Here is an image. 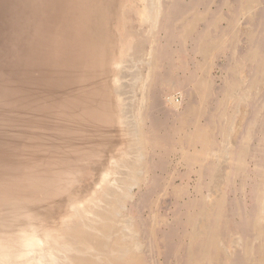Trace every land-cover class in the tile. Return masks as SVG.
Masks as SVG:
<instances>
[{"label": "bare ground", "instance_id": "obj_1", "mask_svg": "<svg viewBox=\"0 0 264 264\" xmlns=\"http://www.w3.org/2000/svg\"><path fill=\"white\" fill-rule=\"evenodd\" d=\"M160 1L0 0V264H102L103 259H94L90 254L93 247L90 248L87 241L91 238L96 240V257L122 254L123 257L109 260L113 259L117 264H147L144 254L136 253L139 248L136 237H131L126 246L118 242L111 246L110 239L92 233L97 227L103 232L108 231V223L99 224L93 215L107 219L121 215L126 203L134 199L133 190L139 185V174L147 169L141 162L142 154L150 144L146 132L141 131L144 116L140 112L139 123L134 115L130 119L131 110L126 100L138 79L134 70L135 58L146 55L152 39H156L154 31L161 15V4L164 5ZM205 1L179 0L177 7L181 10L169 18L172 17L173 22L169 23L168 44L166 47L163 44L162 53L167 61L164 59L160 69L170 87L185 89L187 101L183 112L171 114V120L163 124L158 120L153 122L156 133L162 129L165 132L162 140L165 146H159L164 152L163 160L158 163L162 175L159 181L157 177L159 186H152L153 198L163 189H169L170 195L181 200V194L186 197L188 193L191 176L198 178L197 198L192 200L187 195L182 236L168 251L172 253L169 255L171 263L264 264V99L260 102L253 98V113L240 142L234 147L227 142L226 146L232 147L224 154L216 131L222 132V136L228 133L229 138H233L236 120H231L227 132L225 120L220 126V121L227 117H220V114L228 112L221 105L232 97L229 91L235 89L238 77L233 58H228L225 70L232 84H228V89L225 84L229 97L220 102L211 77L212 61L213 57L228 50L226 43L236 41V24L233 25L232 16L233 23L226 21L231 33H226V28L218 29L224 21L218 17L215 30L218 32L215 36L211 32L198 34L200 39L192 44L196 58H192L188 45L197 25L205 21V15L199 10ZM245 2V8L240 12L248 14L260 3L258 0ZM164 12L166 18V10ZM139 24L146 25L148 35L143 36L136 30ZM254 51L250 55L258 58L254 60L255 71L250 84L257 90L264 78L261 79L264 49ZM169 100L174 107L181 105L175 96ZM160 106L153 104L152 109L157 111ZM204 119L208 120V126H203ZM255 132L260 135V144L258 149L252 150L248 143ZM197 145L200 149L194 153L179 149ZM221 153L225 160L230 155V161L221 164L224 160L220 158ZM177 155L187 171L184 183L173 187L174 176H169V172L176 164L171 158ZM250 158L253 162L257 160L253 176L248 170ZM230 166L233 174L227 182L233 186L236 195V215L242 220L246 217L243 248L235 256L229 250H223L217 238L218 231L223 238L228 236L223 221L225 196L218 194L227 175L223 173L224 168ZM165 172L166 180L163 178ZM246 185L252 189L250 202L253 203L247 209L242 207L239 199ZM204 190H208V195L203 194ZM209 201L213 209L211 214L206 206ZM139 205L135 204L134 209ZM154 205L150 200L137 212L138 229L153 238L156 226L149 228L147 224L149 218L156 219ZM132 227L135 231V226ZM110 228L114 229V224ZM172 234V238L178 237L175 232ZM185 241L190 244L184 245ZM241 241L242 238H237L234 243L240 245ZM156 242L154 239L155 245Z\"/></svg>", "mask_w": 264, "mask_h": 264}, {"label": "rangeland", "instance_id": "obj_2", "mask_svg": "<svg viewBox=\"0 0 264 264\" xmlns=\"http://www.w3.org/2000/svg\"><path fill=\"white\" fill-rule=\"evenodd\" d=\"M162 1V0H161ZM160 1L161 3H164V5L161 4L162 6V11H161V15L158 18L157 21V28L154 31L155 33V38L156 39H152V44L155 46H153L152 44L149 45L150 47L147 48L146 51V55L140 57V58H135L136 60L134 61L135 64V76L137 79V83L134 85L133 87V95L131 93L128 94V97L126 100V104H128L129 108H130V113H129V118H136L138 120V123L140 122V112H142L143 116H144V121H143V127H141V131L146 132V135L148 136V140H149V147L146 150V152L143 155V158L141 159V162H143V165L145 164L147 166V174H146V170H143L141 174H139V185L136 186L133 190V195H134V199L132 202H127L125 205V211L121 213V215H115L114 218L112 217V219H107V218H102V217H98L97 215H93L95 219H97V222H99V224L101 222H107V226H108V231H102L100 229V227L95 228L97 229V231L93 232V235L96 236H103L104 239L106 240L107 238L110 239L109 244H115V243H120L123 246H126L127 243L131 242L130 239L131 237L133 238H137V242L139 245V248L141 247V250L136 251V253L140 254L141 252L144 254L145 256V260L147 264H176V263H171L172 261V257L169 255H172L171 252H168L170 249V246L172 244H174L175 242H178V239H180V237L182 236V231L184 229L183 227V214L185 212V206L187 203V198H188V194L190 196V198L192 200H195L197 192H196V182L198 180V178L195 177V175L191 176V179L189 181V187H188V193L185 197L184 194H181V200L176 199L172 194V196L170 195V190H162L159 194H157L155 197V199L153 198V193H152V186H159L158 182H157V177L159 178V180H161V175H162V170H160L158 168V163L159 161H162L164 158L163 155V151L159 148V146H165V144L162 142V140L164 139V135L165 132L164 130H159V132H155V130L153 129V122L158 120L159 122L166 123V121L171 120L170 115L175 113V112H183V109L185 107V103L187 101V96H186V91L185 89H183L180 86H174V87H170V83L168 81V83L166 82L167 78L165 73H163L162 68L160 69V65H164V59L167 61L165 54H162L164 52V46L166 47V45L168 44V34L170 32V27L169 23L173 22L172 17L171 20H169L171 15H175L177 14V12H179L181 10V8L179 7V0H163V2ZM165 1V2H164ZM187 1V0H186ZM213 1V2H212ZM224 1V2H223ZM230 1V0H229ZM228 0H206L204 2V5H201V7L199 8V10L203 13V15H205V21H202L199 25H197L196 29H195V34H193L190 37V43L188 45L189 47V51H190V55L191 57H195L193 52H192V44L197 42L198 39H200L198 37V34H204L205 32H209L212 31L211 29H209L207 26H210V24L215 20H217L218 17H222L224 19L223 22H221L218 26V29L224 30L225 28L227 29V22L229 23H233V17H234V23L233 25H235V30H234V36H236L234 38V42L231 43H226L228 46V50L225 51L223 54H218L215 57H213V67H212V73H211V77L213 78V83L216 87L215 92L218 96L219 101L221 102V100H223L224 98H226V96H228L225 92V84L228 89V84H232V79L231 77L227 74V71L225 70V68L227 67V59L228 58H233V65H235V75L238 77V82L237 85L235 87V89L232 91H229L232 97H229V101H227L225 104L221 105V107H223L224 109L228 110V114L224 113L223 115L220 114V117H227L225 119H222L220 122V126H222V123L225 122L224 124H226V131H229V127L230 124L232 123V121L236 120V129L235 132L233 134V138H229L230 136L227 135L222 136V132L219 133V131H216L217 134V139H218V143L220 144V150H224V154L228 153L231 151V147L237 145L240 142V138L243 135L244 131H245V127L247 126V123L253 113V109L251 108L252 104H253V98H258V100L260 99H264L262 97H264V78L261 82V84L259 86H257V90L256 89H252L251 88V84L250 82L252 80H250L251 78H253L252 73L255 71V63L254 60L256 58H258V56L253 55V57L250 55L251 52H253L254 50L257 51H263L264 49V0H258L260 3H257L258 5H254L253 9L251 10V13H247L246 11L244 12H240L242 9L245 8V0H231L229 2ZM240 2V3H239ZM230 3V4H229ZM212 4V5H210ZM215 5V6H214ZM238 5V6H237ZM243 5V6H242ZM164 6V7H163ZM178 6V7H177ZM214 6V7H213ZM231 8H229V7ZM257 6V7H256ZM261 6V7H260ZM263 6V7H262ZM209 7V8H208ZM227 7V8H226ZM243 7V8H242ZM259 7V8H258ZM223 8V9H222ZM209 9V10H208ZM238 9V10H237ZM164 10H166V18H164ZM203 10V11H202ZM207 11V12H206ZM209 11V12H208ZM237 11V12H236ZM230 12V13H229ZM228 13V14H227ZM244 13V14H243ZM239 14V15H238ZM248 14V15H247ZM255 15V19H249L251 18L252 15ZM233 16V17H232ZM250 16V17H249ZM174 17V16H173ZM231 17V18H229ZM236 17V18H235ZM245 17V18H244ZM248 21H247V20ZM169 20V22H168ZM250 20V21H249ZM260 20V21H259ZM164 21V23H163ZM227 21V22H226ZM160 22V23H159ZM251 22V23H250ZM253 22V23H252ZM260 22V23H259ZM161 23H163L162 25H160ZM159 24V25H158ZM227 24V25H226ZM238 24V25H237ZM146 26V25H145ZM145 26H139L137 25L136 30L139 31L140 34L144 35H148L149 30L147 29V27ZM160 26V27H158ZM240 26V27H239ZM249 26V27H248ZM259 26V27H258ZM167 27V30H166ZM248 27V28H247ZM145 28V29H144ZM160 28V30H159ZM251 28V29H250ZM253 28V29H252ZM225 29V30H226ZM252 31H250V30ZM174 30V28H173ZM145 31V32H144ZM214 31V30H213ZM226 33H231V30L227 29ZM147 32V33H146ZM215 32H218L215 31ZM153 33V34H154ZM157 33V34H156ZM239 33V34H238ZM160 34V35H159ZM216 34V33H215ZM237 34V35H236ZM249 34V35H248ZM253 34V35H252ZM239 35V36H238ZM248 35V36H247ZM252 39V40H250ZM239 41V42H238ZM249 41V42H248ZM162 42V43H161ZM236 42V43H235ZM252 42V43H251ZM158 43V44H157ZM234 43V44H233ZM162 44V45H161ZM248 44V45H247ZM179 45V43L177 44V46ZM163 47V48H162ZM226 48V49H227ZM234 48V49H233ZM250 50H249V49ZM155 49V50H154ZM161 49V50H160ZM151 50V51H150ZM154 51V54H153ZM156 51V52H155ZM250 51V52H249ZM160 52V53H159ZM233 52V53H232ZM255 52V51H254ZM235 53V54H234ZM160 54V56H162L160 58V56H158ZM180 58H182V55L177 53ZM176 54V55H177ZM153 55V57H152ZM247 55V56H246ZM246 56V57H244ZM249 56V58H248ZM255 56V57H254ZM146 57V58H145ZM152 57V58H151ZM178 57V56H177ZM155 58V63H154V59ZM196 58V57H195ZM215 58V59H214ZM243 58V59H242ZM150 59V61L148 60ZM140 60V61H139ZM243 60V61H241ZM245 60V62H244ZM253 60V61H252ZM217 61V62H216ZM241 61V63H239ZM137 62V63H136ZM247 62V64H246ZM144 63L146 65H144ZM238 63V64H237ZM252 63V64H251ZM159 64V65H158ZM242 64V65H241ZM245 64V65H244ZM250 64V65H249ZM139 65V66H138ZM149 65V66H148ZM158 67H156V66ZM239 65V66H238ZM141 66V69H140ZM147 66V67H146ZM138 67V68H137ZM149 67V68H148ZM156 67V68H154ZM239 67V68H238ZM154 68V69H153ZM159 68V69H158ZM228 68V67H227ZM240 69V70H239ZM244 69V70H243ZM146 70V71H145ZM149 70V71H148ZM237 72V74H236ZM239 72V74H238ZM147 73V74H144ZM251 73V75H250ZM149 74V75H148ZM264 72L261 74V79L262 77H264ZM139 75V76H138ZM147 75V76H146ZM151 75V76H150ZM248 76V77H247ZM152 78V79H151ZM227 78V79H226ZM134 79V80H136ZM180 80V78H178ZM178 79H175V81ZM243 79V80H242ZM249 79V80H248ZM145 80V81H144ZM159 80V81H158ZM230 80V81H229ZM239 80L241 82H239ZM144 81V82H143ZM228 81V82H226ZM243 82V83H242ZM248 82V83H247ZM152 83V84H151ZM162 83L164 84L163 86ZM178 83V82H177ZM143 84V85H142ZM248 84V85H247ZM140 85V86H139ZM244 85H246V87H244ZM137 86V87H136ZM151 86V88H150ZM248 86V88H247ZM138 88V90H137ZM140 88V89H139ZM248 89V90H247ZM252 89V90H251ZM143 90V91H142ZM184 90V91H183ZM157 91V93H155ZM171 91V92H170ZM183 91V92H182ZM254 91H256V94L253 93ZM259 93H258V92ZM137 92V93H136ZM149 92V93H148ZM152 92V93H151ZM155 93V94H154ZM166 93V94H165ZM181 93V94H180ZM154 94V97L152 96ZM158 94V95H157ZM177 94V95H176ZM236 94V95H235ZM254 94V95H253ZM141 95L143 97H141ZM243 95V97H242ZM248 95V96H247ZM132 96V97H131ZM134 96V97H133ZM174 97L176 99H178V102L181 104L179 105V107H174L171 105V101L169 100L170 97ZM178 96V97H177ZM234 96H238L236 100V97ZM247 99H246V98ZM132 98V100H131ZM152 100H151V99ZM241 99V100H240ZM139 100V101H138ZM144 100V101H143ZM150 100V102H149ZM226 100V99H225ZM224 100V101H225ZM245 100V101H244ZM238 101V102H237ZM241 101V102H240ZM243 101V102H242ZM131 102V103H130ZM184 102V103H182ZM140 103V104H139ZM168 103V104H167ZM228 103V104H227ZM132 104V105H131ZM143 104V105H142ZM153 104H160L161 106L158 108L157 111H155L154 109H152ZM237 104V105H236ZM226 105V106H225ZM131 106V107H130ZM143 108H142V107ZM181 107V109H179ZM237 107V108H236ZM222 108V109H223ZM235 108V109H234ZM152 109V110H150ZM230 109V110H229ZM233 109V110H232ZM150 110V111H149ZM176 110V111H175ZM221 110V109H220ZM249 110V113H248ZM135 111V112H134ZM139 111V112H138ZM232 111V112H231ZM138 112V113H137ZM149 113V115L147 114ZM237 113V114H236ZM148 116H147V115ZM231 114V115H230ZM235 114V115H234ZM134 115V117L132 116ZM225 115V116H224ZM229 115V116H228ZM155 117V118H154ZM231 118V119H230ZM147 120H149L147 122ZM205 120V119H204ZM203 120V121H204ZM225 120V121H224ZM230 120V121H229ZM232 120V121H231ZM202 121V122H203ZM208 120L204 121V127L208 126L207 122ZM207 122V124H206ZM229 124V125H228ZM150 128V129H149ZM242 130V131H241ZM151 131V132H150ZM241 131V132H240ZM148 132V133H147ZM189 133H191V131L189 130ZM257 136V137H254ZM260 135L258 132H255V134L252 136L250 142L248 143V146L250 147V149H258L259 144H260ZM151 139H150V138ZM222 137V138H221ZM227 138V139H226ZM257 141V142H256ZM160 142V144H159ZM231 142L232 146L229 148V146H226V143ZM255 142V143H254ZM258 144V146H257ZM153 146V147H152ZM228 147V150H226V148ZM154 148V149H153ZM225 148V149H224ZM151 149V150H150ZM179 149H183V151L186 153L187 152H191L194 153L195 151H197V149H200L199 145H197V147L195 146H190V148H188L187 146H182L179 147ZM226 150V151H225ZM157 151V153H156ZM161 151V152H160ZM194 151V152H193ZM150 152V153H149ZM180 152H182V150H180ZM149 153V155H148ZM162 153V154H161ZM229 158L225 160V158H223V153H221V157L223 160V163L226 161H230V155L228 156ZM146 158V159H145ZM153 159V160H152ZM153 161V162H151ZM171 161L173 163H176L175 166L173 167V170L169 172V176H174V180L172 181V185L173 187L175 185H182L184 183V176L186 174V166L185 163L182 162V159L180 158L179 155L176 156V158H171ZM176 161V162H175ZM256 159L253 162L250 158V160L248 161V170L249 173L253 176V172L255 171V166H256ZM259 161V159H258ZM249 162H251V164H249ZM149 163V164H148ZM254 163V164H253ZM181 164V165H180ZM253 164V165H252ZM230 164L228 163L227 166H229ZM172 167V166H171ZM251 167V168H250ZM154 168V170H153ZM185 168V170H184ZM145 169V168H144ZM142 170V169H141ZM139 170V171H141ZM175 170V171H174ZM160 171V173H159ZM185 171V172H184ZM226 171V172H225ZM229 171V172H228ZM158 172V173H157ZM173 172V173H172ZM183 172V173H182ZM139 173V172H138ZM151 173V174H150ZM176 173V174H175ZM182 173V174H181ZM227 175H225L224 177V181L222 180V185L219 186V191L221 193L218 194V196L223 195L225 196V202L223 203V212H224V226H226L225 228V232L228 235L227 238H223V236L221 235V233L218 231V243L219 245H221L223 250H229L231 252V254H235L236 252H239L242 250L243 248V244H244V236H243V229L246 226V217L244 218V220L240 219L237 215H236V205L235 203V193L233 192V186L231 184H228L227 180L229 178H232V171H231V166L230 167H225L224 168V172ZM149 174V175H148ZM166 174L167 172L164 173L163 178L166 180ZM181 174V175H180ZM88 176V175H87ZM144 177V178H143ZM195 180V181H194ZM226 180V181H225ZM149 181V182H148ZM156 182V184H155ZM195 182V183H194ZM207 182V181H206ZM225 182V183H224ZM149 183V184H148ZM191 183V184H190ZM142 185V186H141ZM150 185V186H149ZM230 185V186H229ZM141 186V187H140ZM192 186V187H191ZM194 186V187H193ZM226 186V187H225ZM228 186V187H227ZM139 187V188H138ZM143 187V188H142ZM225 187V189H224ZM146 188V189H145ZM192 189V190H191ZM249 189V190H248ZM250 189L251 187L249 185H246L243 190L241 191V204L242 207H246V209L248 207H250L253 203L250 202ZM229 190V191H228ZM252 190V189H251ZM137 191V192H136ZM195 191V193H194ZM207 192V193H206ZM166 193V194H165ZM208 190H204L203 194H207L208 195ZM149 194V195H148ZM147 195V197H146ZM164 195V196H163ZM151 196V197H150ZM246 196V197H245ZM150 197V198H149ZM165 197V198H164ZM227 197V198H226ZM147 198V201L145 200ZM178 198V197H177ZM171 199V200H170ZM227 199V200H226ZM250 199V200H249ZM141 200V202H139ZM152 200L154 201V212L156 213H152L153 215H155V220L151 217L149 218L150 220L148 221L149 223L147 224V227H155V231L156 233L154 234V238L152 236H148V233L145 234L143 231L138 229V210L140 207H145V204L149 203V201ZM157 200V201H156ZM180 200V201H179ZM232 200V201H231ZM186 201V202H185ZM249 201V202H248ZM146 202V203H145ZM196 201H193V203H195ZM201 202V201H200ZM134 203V204H133ZM135 204H140L138 206V209H134L135 208ZM161 204V205H160ZM105 205V204H104ZM163 205V206H162ZM209 205V206H208ZM178 206V207H177ZM206 206L209 209L210 214L212 213L213 209H211L212 205L209 202H206ZM231 206V207H230ZM262 206V205H261ZM128 208V209H126ZM159 208V209H158ZM162 208V209H161ZM178 208V209H177ZM180 209V210H179ZM230 209V210H228ZM233 210V211H232ZM159 213H158V212ZM167 211V212H166ZM181 211V212H180ZM183 211V212H182ZM132 212V213H131ZM162 212V213H161ZM173 212V213H172ZM229 212V213H228ZM233 213V214H232ZM122 214L124 216H122ZM127 214V215H126ZM164 214V215H163ZM167 214V215H166ZM134 215V216H133ZM162 217H161V216ZM165 216V217H164ZM124 217V218H123ZM129 217V218H127ZM135 217V219H134ZM164 217V218H163ZM168 217V218H167ZM100 218V219H99ZM123 218V219H122ZM127 218V219H126ZM163 218V219H162ZM180 218V219H179ZM229 218V220H228ZM107 219V221H106ZM131 219V220H130ZM119 220V221H118ZM123 220V221H122ZM127 220H129V222H127ZM137 220V222H136ZM174 220V221H173ZM180 220V221H179ZM231 220V221H230ZM133 221V222H132ZM170 221V222H169ZM127 226L125 227L126 223ZM154 223L153 225H151L152 223ZM160 222V223H159ZM175 222V224H174ZM232 222V223H231ZM115 226L114 229L111 230L110 226L113 225ZM156 223V224H155ZM168 223V224H167ZM120 224V225H118ZM135 226V231L132 229V225ZM118 225V226H116ZM131 225V227H130ZM151 225V226H150ZM123 228H121V227ZM223 224H221V228L223 229ZM234 226V227H233ZM229 227V228H228ZM110 228V229H109ZM127 228V229H124ZM99 229V230H98ZM131 229V231H130ZM145 229H147L145 227ZM169 229V230H168ZM111 230V231H110ZM122 230L124 232H122ZM125 230L127 232H125ZM178 230L180 232H178ZM233 230V231H232ZM117 232V233H116ZM119 232V233H118ZM132 232V233H131ZM167 232V233H166ZM169 232V233H168ZM175 232V235L178 234L177 238H172L173 234ZM114 233V234H113ZM121 233V234H120ZM124 233V234H123ZM128 233V234H127ZM137 233V234H136ZM159 233V234H158ZM110 234V235H109ZM127 234V235H126ZM133 234H135L133 236ZM163 234V235H162ZM220 234V235H219ZM106 237H105V236ZM113 235V236H112ZM119 235V236H118ZM144 235V236H143ZM236 235V236H235ZM99 236V237H100ZM112 236V237H111ZM115 236V238H114ZM127 236V237H125ZM130 236V237H129ZM164 236V237H163ZM235 236V237H234ZM94 237V236H93ZM110 237V238H109ZM122 237V238H120ZM129 237V238H128ZM234 237V238H233ZM114 238V239H113ZM128 238V239H126ZM144 238V239H143ZM239 238H242L241 244H237L234 243L235 240ZM154 239H156V245L154 243ZM164 239V240H163ZM171 239V240H170ZM175 239V240H174ZM171 241V242H170ZM89 244V247H93L90 250L93 251V253L90 254L94 259L101 258L103 259L101 262L102 264H117L116 261H114L113 259L116 258V256L118 255H113L107 256L105 257H96L95 255H97L96 248V240H94L93 238L89 239L87 241ZM159 242V243H158ZM161 242V243H160ZM186 242V243H185ZM184 245L190 244L189 242L185 241ZM95 244V245H94ZM142 244V245H141ZM166 244V245H165ZM227 245V247H226ZM95 246V247H94ZM154 246V247H153ZM158 246V247H156ZM164 246V247H163ZM169 246V247H167ZM95 250V251H94ZM147 250V252H146ZM156 252H154V251ZM160 250V251H159ZM162 251V252H161ZM164 251V252H163ZM233 251V252H232ZM116 253V252H115ZM160 253V255H159ZM95 254V255H94ZM155 254V255H154ZM166 254V255H165ZM152 255V256H151ZM158 255V258H157ZM167 256V257H166ZM169 256V257H168ZM235 256V255H234ZM118 257H123L122 254H120ZM164 257V259H163ZM110 258H113L111 260H109ZM170 258V259H169ZM107 259V260H106ZM168 259V260H167ZM106 260V261H105ZM148 261V262H147ZM114 262V263H113ZM152 262V263H151Z\"/></svg>", "mask_w": 264, "mask_h": 264}, {"label": "crops", "instance_id": "obj_3", "mask_svg": "<svg viewBox=\"0 0 264 264\" xmlns=\"http://www.w3.org/2000/svg\"><path fill=\"white\" fill-rule=\"evenodd\" d=\"M209 12V11H208ZM216 20L215 21H213L212 22V24H210L211 26H208V28L210 27V29L212 30V31H209V32H211V33H213V36H215V30H216V28H217V26H216ZM213 28V29H212ZM214 30V31H213Z\"/></svg>", "mask_w": 264, "mask_h": 264}]
</instances>
